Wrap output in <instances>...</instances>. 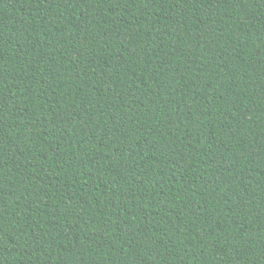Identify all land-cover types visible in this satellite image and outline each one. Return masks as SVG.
Wrapping results in <instances>:
<instances>
[{
  "label": "trees",
  "instance_id": "16d2710c",
  "mask_svg": "<svg viewBox=\"0 0 264 264\" xmlns=\"http://www.w3.org/2000/svg\"><path fill=\"white\" fill-rule=\"evenodd\" d=\"M0 264H264V0H0Z\"/></svg>",
  "mask_w": 264,
  "mask_h": 264
}]
</instances>
